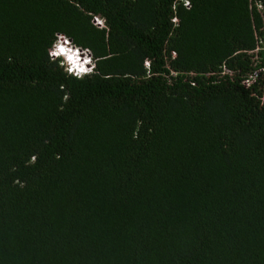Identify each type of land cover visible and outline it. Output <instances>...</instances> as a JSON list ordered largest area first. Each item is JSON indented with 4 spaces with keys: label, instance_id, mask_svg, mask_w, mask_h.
Masks as SVG:
<instances>
[{
    "label": "trees",
    "instance_id": "1",
    "mask_svg": "<svg viewBox=\"0 0 264 264\" xmlns=\"http://www.w3.org/2000/svg\"><path fill=\"white\" fill-rule=\"evenodd\" d=\"M0 264H264V0H0Z\"/></svg>",
    "mask_w": 264,
    "mask_h": 264
},
{
    "label": "clouds",
    "instance_id": "2",
    "mask_svg": "<svg viewBox=\"0 0 264 264\" xmlns=\"http://www.w3.org/2000/svg\"><path fill=\"white\" fill-rule=\"evenodd\" d=\"M98 23H100V21H98ZM79 51H81V53L84 52L85 56L80 57ZM49 55L53 58H61V64L65 67V71L73 76L83 78L85 74L91 72L92 60L90 52L75 46L72 44L71 40L64 35H57L56 41L49 49Z\"/></svg>",
    "mask_w": 264,
    "mask_h": 264
},
{
    "label": "rangeland",
    "instance_id": "3",
    "mask_svg": "<svg viewBox=\"0 0 264 264\" xmlns=\"http://www.w3.org/2000/svg\"><path fill=\"white\" fill-rule=\"evenodd\" d=\"M187 4H188V2H187ZM98 22V21H97ZM61 40V39H60ZM58 43H60V42H58ZM80 52V57H83V56H85V53L83 52V53H81V51H79Z\"/></svg>",
    "mask_w": 264,
    "mask_h": 264
},
{
    "label": "built area",
    "instance_id": "4",
    "mask_svg": "<svg viewBox=\"0 0 264 264\" xmlns=\"http://www.w3.org/2000/svg\"><path fill=\"white\" fill-rule=\"evenodd\" d=\"M186 4H187V2H186ZM62 38H63V36H62Z\"/></svg>",
    "mask_w": 264,
    "mask_h": 264
},
{
    "label": "bare ground",
    "instance_id": "5",
    "mask_svg": "<svg viewBox=\"0 0 264 264\" xmlns=\"http://www.w3.org/2000/svg\"><path fill=\"white\" fill-rule=\"evenodd\" d=\"M81 60H82V58H81Z\"/></svg>",
    "mask_w": 264,
    "mask_h": 264
}]
</instances>
